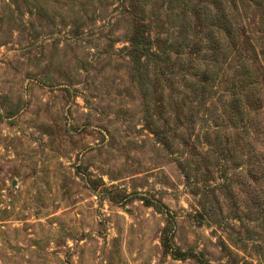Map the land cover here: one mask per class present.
Listing matches in <instances>:
<instances>
[{"label":"rangeland","instance_id":"374dc122","mask_svg":"<svg viewBox=\"0 0 264 264\" xmlns=\"http://www.w3.org/2000/svg\"><path fill=\"white\" fill-rule=\"evenodd\" d=\"M0 264H264V0H0Z\"/></svg>","mask_w":264,"mask_h":264},{"label":"trees","instance_id":"16d2710c","mask_svg":"<svg viewBox=\"0 0 264 264\" xmlns=\"http://www.w3.org/2000/svg\"><path fill=\"white\" fill-rule=\"evenodd\" d=\"M150 44L148 42V37L144 34H138L135 38V42L132 44V51L136 60H139L144 54H154L151 50Z\"/></svg>","mask_w":264,"mask_h":264}]
</instances>
